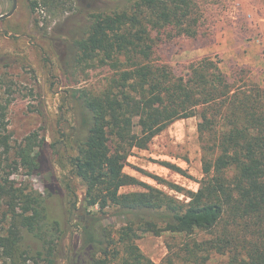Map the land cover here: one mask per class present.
<instances>
[{"label": "trees", "instance_id": "obj_1", "mask_svg": "<svg viewBox=\"0 0 264 264\" xmlns=\"http://www.w3.org/2000/svg\"><path fill=\"white\" fill-rule=\"evenodd\" d=\"M64 1L30 0V7L59 10ZM194 11L193 0H126L90 13L69 52L76 65L105 55L116 74L98 93L70 84L60 110H70L75 121L68 124L61 114L52 142L41 133L45 126L12 142L7 113L13 98L4 96L0 78L4 264H57L74 216L78 239L68 264H145L136 244L140 233L165 231L189 238L176 253L181 264H206L212 253L225 257L221 264H264V91L235 85L220 60L208 56L178 73L151 59L158 42L196 36ZM73 67H66L67 77ZM192 116L199 117L203 151L196 191L140 170L184 195L180 199L124 171L134 149H148L173 122ZM59 148L70 178L83 188L81 198L67 182L72 197L66 201L53 165ZM158 163L184 173L169 161ZM18 173L37 177L42 189L14 180ZM130 186L139 189L122 191Z\"/></svg>", "mask_w": 264, "mask_h": 264}, {"label": "rangeland", "instance_id": "obj_2", "mask_svg": "<svg viewBox=\"0 0 264 264\" xmlns=\"http://www.w3.org/2000/svg\"><path fill=\"white\" fill-rule=\"evenodd\" d=\"M125 1L65 0L62 9L39 6L33 11L30 0H17L14 12L0 19V78L5 82L1 91L5 97L13 98L7 113L12 142H18L32 130H40L44 126L41 133L48 142H52L55 124L61 114L68 124L73 125L75 121L72 112H68L70 110H60L64 103L63 107L67 106L66 95L70 84L73 82L74 87L98 93L116 74L112 60L105 55L76 65L68 43L73 35L81 33L90 13L99 9L109 10ZM193 1L194 17L197 18L196 36H177L171 41L158 42L151 59L169 65L178 73L192 61L208 56L220 60L221 70L235 85L246 89L258 87L264 91V0ZM87 3L89 10L86 9ZM11 6L12 0H0V15L9 12ZM67 66H74L71 77L65 73ZM198 122V116L173 122L153 138L148 149H134L124 171L184 199L181 193L158 184L140 170L160 176L186 190L196 191L198 181L203 177ZM58 150L59 153L53 157V165L66 201L72 197L67 182L81 198L83 188L77 179L70 178L69 163L63 150ZM158 161L174 163L184 173L174 172ZM12 178L37 190L42 189L40 180L35 176L18 173ZM138 189L130 186L122 191ZM103 223L110 224L109 220ZM120 224L118 220L116 226ZM78 227L79 220L74 216L57 264H68L69 251L78 239ZM206 238L207 234L197 236V239ZM188 240L186 236L165 231L160 235L140 233L136 244L145 257V264H181L176 253ZM224 259V256L212 253L206 264H221ZM117 263V260L111 262ZM0 264H4L1 257Z\"/></svg>", "mask_w": 264, "mask_h": 264}, {"label": "water", "instance_id": "obj_3", "mask_svg": "<svg viewBox=\"0 0 264 264\" xmlns=\"http://www.w3.org/2000/svg\"><path fill=\"white\" fill-rule=\"evenodd\" d=\"M16 5H17V0H12L11 9L6 14L0 15V19L5 18V17H9L14 12Z\"/></svg>", "mask_w": 264, "mask_h": 264}, {"label": "flooded vegetation", "instance_id": "obj_4", "mask_svg": "<svg viewBox=\"0 0 264 264\" xmlns=\"http://www.w3.org/2000/svg\"><path fill=\"white\" fill-rule=\"evenodd\" d=\"M77 1H78V0H77ZM11 7H12V6H11ZM88 8H89V4L87 3V4H86V9H88ZM88 10H89V9H88Z\"/></svg>", "mask_w": 264, "mask_h": 264}, {"label": "crops", "instance_id": "obj_5", "mask_svg": "<svg viewBox=\"0 0 264 264\" xmlns=\"http://www.w3.org/2000/svg\"><path fill=\"white\" fill-rule=\"evenodd\" d=\"M131 175V174H130Z\"/></svg>", "mask_w": 264, "mask_h": 264}]
</instances>
